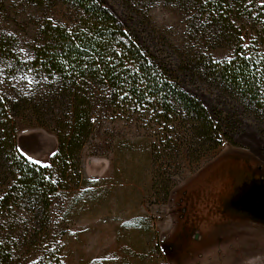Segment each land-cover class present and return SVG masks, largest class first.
<instances>
[{
	"label": "trees",
	"instance_id": "trees-1",
	"mask_svg": "<svg viewBox=\"0 0 264 264\" xmlns=\"http://www.w3.org/2000/svg\"><path fill=\"white\" fill-rule=\"evenodd\" d=\"M118 2L126 19L106 0H0V216L8 218L0 227V264H15L21 246L29 252L25 264H62L68 224L92 193L82 156L97 108L146 110L162 129L184 119L191 138L215 148L218 127L232 130L235 121L214 122L179 76L190 72L264 121V0ZM154 8L182 20L180 38L166 35L173 27L144 38L140 27L155 19ZM13 88L27 92L9 93ZM27 123L56 137L46 165L16 147V131ZM160 141L167 154L178 146ZM168 190L165 179V197ZM56 199L65 205L57 215ZM22 217L29 226L20 230Z\"/></svg>",
	"mask_w": 264,
	"mask_h": 264
},
{
	"label": "rangeland",
	"instance_id": "rangeland-1",
	"mask_svg": "<svg viewBox=\"0 0 264 264\" xmlns=\"http://www.w3.org/2000/svg\"><path fill=\"white\" fill-rule=\"evenodd\" d=\"M106 3L126 19L118 0ZM151 13L155 19L139 26L144 38L160 37L168 27L174 29L166 35L180 38L182 20L166 8ZM179 76L214 122L217 116L232 117L233 129L220 125L221 143L205 149L208 142L191 138L184 119L162 129L146 110L112 106L102 114L97 108L82 156L92 193L77 204V218L68 224L62 264H264V121L196 73ZM160 140L178 146L167 154ZM15 142L41 165L57 147L50 129L28 123L17 129ZM3 188L0 184V196ZM62 201L55 200V215L65 207ZM22 219L20 230L29 226L28 217ZM7 220L1 215L0 227L8 226ZM28 255L21 246L15 264H25Z\"/></svg>",
	"mask_w": 264,
	"mask_h": 264
},
{
	"label": "bare ground",
	"instance_id": "bare-ground-1",
	"mask_svg": "<svg viewBox=\"0 0 264 264\" xmlns=\"http://www.w3.org/2000/svg\"><path fill=\"white\" fill-rule=\"evenodd\" d=\"M254 239V238H253ZM260 239V238H259ZM257 241H258V239H257ZM260 242V241H259ZM261 243V242H260Z\"/></svg>",
	"mask_w": 264,
	"mask_h": 264
}]
</instances>
